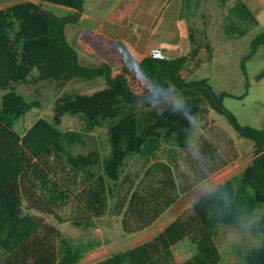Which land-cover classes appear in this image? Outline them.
<instances>
[{
  "label": "trees",
  "instance_id": "trees-1",
  "mask_svg": "<svg viewBox=\"0 0 264 264\" xmlns=\"http://www.w3.org/2000/svg\"><path fill=\"white\" fill-rule=\"evenodd\" d=\"M38 2L78 10L83 0H14L0 9V90L7 91L0 101V264H76L92 247L73 244L48 220L66 222L60 214L69 203L75 201L84 213L72 225L90 227L94 219L110 214L120 219L126 235H134L152 226L181 195L229 164L228 153L204 137L196 146L191 175L181 171L178 161V150L189 148L194 122L185 118V109L195 116L205 112L197 93L226 115L221 97L227 94L213 95L204 88L207 82L189 89L193 85L186 81L209 59L211 49L190 34L191 49L185 55L168 60L148 55L130 68L122 64L85 67L78 63L65 35L73 16L59 18ZM131 2L119 3L118 19ZM219 2L225 5L228 0ZM224 23L225 35L241 37L258 19L244 0H234ZM262 45L264 31L251 41L247 57ZM138 69L147 72L153 82L174 85L184 103L168 106L162 116L136 109L134 103L146 95L137 84ZM95 77L103 78L106 86L91 95L62 91L71 81ZM41 82H55L59 92L52 120L38 118L18 133L16 121L39 104L26 101L16 88ZM66 115L81 119L83 133L60 128ZM226 117L261 150L262 132ZM105 124L109 125L105 157L98 150L72 154L66 148ZM165 146H169L166 157L159 158ZM135 159L141 164L133 170ZM260 207H264V152L238 177L202 194L151 239L92 264H178L173 247L185 239L194 245L195 253L180 264H219L221 253L213 229L238 225ZM250 232L261 245L249 250L245 264H264V216L251 223Z\"/></svg>",
  "mask_w": 264,
  "mask_h": 264
},
{
  "label": "rangeland",
  "instance_id": "rangeland-1",
  "mask_svg": "<svg viewBox=\"0 0 264 264\" xmlns=\"http://www.w3.org/2000/svg\"><path fill=\"white\" fill-rule=\"evenodd\" d=\"M100 1L103 0H84L83 10L87 11V7L92 3ZM106 1L112 2V0ZM193 1L200 2L201 0ZM233 2L234 0H228L225 5H221L219 0H215V3H212V0H208L210 9L215 6L216 10L212 11L211 9L208 18L209 27L205 30L206 38L201 37L200 32H197L200 27L193 28L191 26L192 24L196 25L197 22L187 20L185 23L186 28L183 25V32L193 28L202 46L211 49L209 59L205 60L201 67L190 75L186 81L193 85L189 89H196L199 87L197 86L198 83L207 82L213 95L227 94L221 97V109L223 112L234 117L240 126L251 127L264 135V45L259 46L254 54L247 57L250 52L251 41L264 31V0H248L250 9L258 19V24L249 28L247 33L241 37L228 36L223 32L224 17ZM13 3L14 0H4L0 4V9ZM38 3L43 10L52 12L59 18L70 19V17L75 16V13L68 8L50 3ZM164 9L160 16L164 19V23H167L169 5H164ZM191 9H193V14L197 13V3H194ZM72 25L70 23L66 27V39L73 51L76 52L79 49L78 39L73 37L75 32L72 30ZM158 33L162 35L164 30L161 29ZM100 57V55H97L98 59ZM127 64L131 63L128 62ZM105 86L103 78H80L68 83L62 91L91 95ZM16 91L26 101L39 104L38 107L33 108L16 121L14 129L18 133L26 131L38 118L42 117L49 121L52 120L53 102L59 94L55 82H41L38 85H19ZM177 91L181 93L180 90L177 89ZM6 92L0 90V101ZM197 96L201 98L200 106L205 112L196 116L193 122L189 148L185 151L178 150L177 152L181 171L186 175L192 174L195 149L203 137L214 140L220 150H225L228 153L229 164L208 176L205 181L199 183L187 193L181 195L152 226L134 235H126L122 230L120 219L110 214L94 219L93 226L90 227L72 225V221L84 218V213L82 207L75 201L69 203L62 209L60 214L61 218L66 222L58 223L51 217H48V220L55 224L73 244L82 243L92 247L76 264H92L116 252L133 248L151 239L176 217L188 210L202 194L210 191L226 179L238 177L248 164L252 163L255 158L264 152V145L261 150L257 151L252 141L242 136L232 127L226 115L213 108L209 101L200 93H197ZM183 103L184 98L180 100L173 93L172 100L168 106L178 107ZM134 106L142 113L149 114L157 111L150 103L141 104L136 102ZM108 126L105 124L104 127L95 129L92 133L83 136L80 142L73 143L70 146L66 145V148L72 154H86L91 150H98L101 156L105 157L109 150L107 143ZM60 128L83 133L84 124L80 118L66 115ZM168 149L169 146H165V151L160 154L159 158H165ZM140 164V160H133L131 169H137ZM262 216H264V207L258 208L253 216L238 225H217L213 229V238L221 253L219 264H245L244 257L249 250L261 245L260 239L250 232V225ZM194 253L195 247L188 239L173 247V254L178 264L189 259Z\"/></svg>",
  "mask_w": 264,
  "mask_h": 264
},
{
  "label": "crops",
  "instance_id": "crops-1",
  "mask_svg": "<svg viewBox=\"0 0 264 264\" xmlns=\"http://www.w3.org/2000/svg\"><path fill=\"white\" fill-rule=\"evenodd\" d=\"M121 1L103 0L92 3L84 11L83 0L78 10L68 8L75 13L72 30L75 32L73 37L78 39L79 49L75 55L80 65L93 69L108 64L136 67L153 47H161L169 57L185 55L191 49L190 34L194 41H198L193 28L200 27L197 32L206 38L211 9L216 10L215 6L210 9L208 0H132L123 18L118 19L115 11ZM244 1L249 6L248 0ZM194 3L198 9L193 14L191 7ZM166 4L169 5L168 21L164 23L160 15ZM187 20L197 24L183 32ZM161 29L164 33L159 35ZM97 55L101 56L100 59Z\"/></svg>",
  "mask_w": 264,
  "mask_h": 264
},
{
  "label": "clouds",
  "instance_id": "clouds-1",
  "mask_svg": "<svg viewBox=\"0 0 264 264\" xmlns=\"http://www.w3.org/2000/svg\"><path fill=\"white\" fill-rule=\"evenodd\" d=\"M137 84L146 91V95L141 96L138 103H150L156 110L157 115L162 116L167 110L169 102L172 100V94L175 93L176 97L183 100L184 96L177 91L174 85H161L159 82H153L151 77L143 69H138L135 73ZM159 93L156 99H152L156 93ZM190 109H185L184 116L192 123L195 119V115H189Z\"/></svg>",
  "mask_w": 264,
  "mask_h": 264
},
{
  "label": "built area",
  "instance_id": "built-area-1",
  "mask_svg": "<svg viewBox=\"0 0 264 264\" xmlns=\"http://www.w3.org/2000/svg\"><path fill=\"white\" fill-rule=\"evenodd\" d=\"M148 55L157 60H168L169 55L161 47H153L149 50Z\"/></svg>",
  "mask_w": 264,
  "mask_h": 264
},
{
  "label": "water",
  "instance_id": "water-1",
  "mask_svg": "<svg viewBox=\"0 0 264 264\" xmlns=\"http://www.w3.org/2000/svg\"><path fill=\"white\" fill-rule=\"evenodd\" d=\"M204 88H206V89H208L209 91H211V90H210V88H209V87H207V86H204Z\"/></svg>",
  "mask_w": 264,
  "mask_h": 264
}]
</instances>
